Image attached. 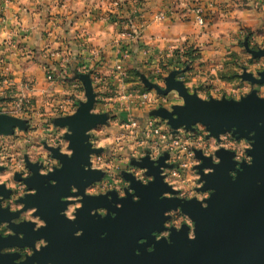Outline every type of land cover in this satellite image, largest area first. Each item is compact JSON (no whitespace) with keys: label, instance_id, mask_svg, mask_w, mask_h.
I'll list each match as a JSON object with an SVG mask.
<instances>
[{"label":"clouds","instance_id":"9594fccd","mask_svg":"<svg viewBox=\"0 0 264 264\" xmlns=\"http://www.w3.org/2000/svg\"><path fill=\"white\" fill-rule=\"evenodd\" d=\"M253 93L264 101V0H0V118L15 122L0 132V210L19 213L0 222V239L24 240L10 225L47 228L37 207L20 202L37 195L25 181L55 175L64 168L58 157L73 158L71 125L59 122L82 108L96 123L84 132L89 154L81 167L100 178L82 195L69 185L60 216L75 223L86 197H105L119 210L113 192L116 200L131 195L139 203L133 181L147 187L157 179L140 167L145 160L170 189L160 201L195 200L206 210L215 190H204L202 175L214 173L204 161L219 166L218 153L232 154L229 176L235 181L241 165H253L248 153L256 133L244 137L233 126L213 134L200 121L177 123L176 109L187 107L186 98L240 104ZM90 215L104 219L110 213L101 207ZM184 226L194 241L195 222L177 205L163 212L164 230L152 235L171 246L173 230ZM82 235L83 229L74 233ZM47 247L40 238L32 246L0 248V257L18 254L12 264H27Z\"/></svg>","mask_w":264,"mask_h":264},{"label":"water","instance_id":"95a60500","mask_svg":"<svg viewBox=\"0 0 264 264\" xmlns=\"http://www.w3.org/2000/svg\"><path fill=\"white\" fill-rule=\"evenodd\" d=\"M170 87L180 88L171 83ZM180 90L183 94L182 88ZM186 99L187 107L176 109L180 115L177 123L190 126L200 121L208 125L213 134L230 130L233 126L244 137L248 132L256 133L252 138L255 140L253 151L248 153L253 157V165H241L244 170L237 173L235 181L229 176V172L235 170L232 154L223 150L218 153L222 160L219 166L212 165L210 160L204 161L203 167L214 168L213 174L202 175L206 181L204 190H215L206 201L209 205L206 210L195 200L188 203L160 201L158 197L170 189L162 184L158 169H153L145 160L140 167H148V174L157 176V179L147 187L133 181L131 187L140 197L139 203H133L131 195L126 200H116V194L111 193L114 202L123 206L118 210L105 197H86L75 223L60 216L59 212L65 207L60 203V197L69 194V185L77 186L82 195L84 187L100 178L99 174L84 172L81 167L88 163L89 154L84 132L96 123V118L89 117L87 109L82 108L77 117L60 122L70 124L74 133L70 138L76 150L73 158L58 157L64 168L55 175L44 178L36 174L25 181L30 188L37 190V195L20 202L27 207H37V214L47 222V228L33 232L35 226L28 223L19 227L11 225L18 235L23 233L25 238L0 239V248L32 246L35 240H47L48 247L35 253L27 264H264V127H258L260 122H264V101L258 100L254 93L240 104H204L195 98ZM160 114L164 115L163 111ZM13 123L0 118V132L10 130ZM197 158L203 159L199 153ZM32 170L37 172L35 167ZM126 179L133 178L128 176ZM49 180H56V186H46ZM257 181L262 182L260 187ZM3 194L7 197L9 193ZM177 205L195 222L196 239L190 241L187 238L188 229L184 226L180 233L173 230L171 246L163 240L157 242L152 233L164 230L163 212ZM101 207L109 210L108 217L101 219L90 215L91 210ZM111 213L116 214L115 219ZM18 215L0 210V222L11 221ZM80 229H83V235L75 238L74 233ZM102 233H107L103 239ZM142 239L146 240L143 245L138 243ZM151 246L154 250L149 253ZM137 250L139 256L135 255ZM17 258L18 254L0 257V264H12Z\"/></svg>","mask_w":264,"mask_h":264},{"label":"rangeland","instance_id":"374dc122","mask_svg":"<svg viewBox=\"0 0 264 264\" xmlns=\"http://www.w3.org/2000/svg\"><path fill=\"white\" fill-rule=\"evenodd\" d=\"M16 179L17 180H19V176H17L16 177ZM9 195V194H8ZM5 198H7V197H5ZM11 226V225H10ZM12 230H13V228H12ZM14 231V230H13ZM16 233H17V231H15ZM18 234V233H17ZM26 244V243H25ZM18 247H21V248H23V247H25V246H27V244L26 245H17Z\"/></svg>","mask_w":264,"mask_h":264},{"label":"crops","instance_id":"0c3cea01","mask_svg":"<svg viewBox=\"0 0 264 264\" xmlns=\"http://www.w3.org/2000/svg\"><path fill=\"white\" fill-rule=\"evenodd\" d=\"M60 123V122H59ZM133 163H135L134 161H133ZM128 177V175H125V178H127ZM114 193V192H113ZM109 195H112L111 193H109Z\"/></svg>","mask_w":264,"mask_h":264}]
</instances>
